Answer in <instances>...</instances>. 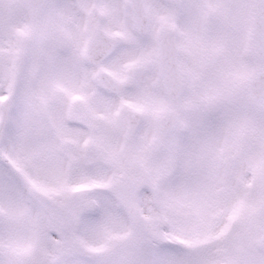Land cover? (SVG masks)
Here are the masks:
<instances>
[{
    "label": "snow or ice",
    "instance_id": "snow-or-ice-1",
    "mask_svg": "<svg viewBox=\"0 0 264 264\" xmlns=\"http://www.w3.org/2000/svg\"><path fill=\"white\" fill-rule=\"evenodd\" d=\"M0 264H264V0H0Z\"/></svg>",
    "mask_w": 264,
    "mask_h": 264
}]
</instances>
